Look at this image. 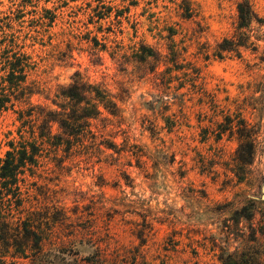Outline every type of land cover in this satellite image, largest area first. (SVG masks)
I'll list each match as a JSON object with an SVG mask.
<instances>
[{"label":"rangeland","instance_id":"374dc122","mask_svg":"<svg viewBox=\"0 0 264 264\" xmlns=\"http://www.w3.org/2000/svg\"><path fill=\"white\" fill-rule=\"evenodd\" d=\"M239 1L0 0V85L4 51L30 64L0 158L38 146L12 211L40 215L44 264H264V25L240 56L213 55ZM48 112L70 129L41 138ZM13 254L0 264H35Z\"/></svg>","mask_w":264,"mask_h":264},{"label":"trees","instance_id":"16d2710c","mask_svg":"<svg viewBox=\"0 0 264 264\" xmlns=\"http://www.w3.org/2000/svg\"><path fill=\"white\" fill-rule=\"evenodd\" d=\"M237 10L239 19L237 31L233 36L225 38L217 45L213 53L217 58L223 59L226 55L233 53L240 56V50L248 48L251 39V36L242 30L249 29L254 24L264 25V19L255 12L249 0H240ZM0 31H2L1 28ZM257 41L261 40L257 39ZM254 50L256 51V47ZM10 53L12 51H4L6 66L3 70L7 72L8 68L9 72H7L8 74L5 78H2L3 82L0 85V111L7 109V105L11 103L12 97L18 100V98H21V95H25V92L29 90V87L26 86L28 71L30 69L28 57L20 53H13V60L11 61L8 56ZM262 61L264 62V56ZM6 83L8 86L2 87ZM77 84L80 85V83ZM17 93L18 95L13 96ZM97 95V97H101L100 93H97ZM12 105L14 106L15 104ZM91 106L98 111V104L95 103ZM98 113L100 114L99 111ZM59 115L57 112H48L37 117L42 122L39 127L41 129V138L51 137L55 124H58L60 129H70L72 124L68 123L64 117L58 118ZM20 119H24L23 112ZM23 121V125H25L27 121ZM242 125V127L238 128V133L241 138H246V142L240 146V150L246 148V153L250 157H253L256 150L253 130L249 128L246 122ZM37 152L38 146L36 144L31 145V150L26 146H23L21 150H17L14 147V143H12L11 150L7 151L4 158H0V252L5 257L13 249V257L16 255H22L24 258L33 256L35 264H44L50 259V256L44 253L45 232L42 230L41 220L39 219L40 215L38 213L35 215L34 222L31 219L23 220L20 218L15 220V215L12 211V199H15L17 208H20L22 205L19 198L21 194L18 186V171L28 163H34ZM29 252L31 255H29Z\"/></svg>","mask_w":264,"mask_h":264},{"label":"water","instance_id":"95a60500","mask_svg":"<svg viewBox=\"0 0 264 264\" xmlns=\"http://www.w3.org/2000/svg\"><path fill=\"white\" fill-rule=\"evenodd\" d=\"M264 190V189H263Z\"/></svg>","mask_w":264,"mask_h":264}]
</instances>
